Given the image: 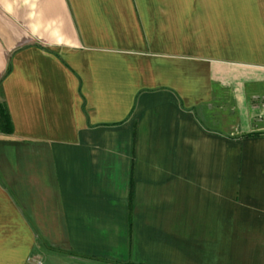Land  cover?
Here are the masks:
<instances>
[{
	"label": "crops",
	"instance_id": "0c3cea01",
	"mask_svg": "<svg viewBox=\"0 0 264 264\" xmlns=\"http://www.w3.org/2000/svg\"><path fill=\"white\" fill-rule=\"evenodd\" d=\"M0 104V264H264V0H0Z\"/></svg>",
	"mask_w": 264,
	"mask_h": 264
},
{
	"label": "trees",
	"instance_id": "16d2710c",
	"mask_svg": "<svg viewBox=\"0 0 264 264\" xmlns=\"http://www.w3.org/2000/svg\"><path fill=\"white\" fill-rule=\"evenodd\" d=\"M0 128L2 132L7 133V134H11L13 132V124H12L11 117L8 113V110L3 104H0ZM251 135H255V134H250V136ZM131 197H130V213L132 209Z\"/></svg>",
	"mask_w": 264,
	"mask_h": 264
},
{
	"label": "rangeland",
	"instance_id": "374dc122",
	"mask_svg": "<svg viewBox=\"0 0 264 264\" xmlns=\"http://www.w3.org/2000/svg\"><path fill=\"white\" fill-rule=\"evenodd\" d=\"M48 255L50 258L48 264H66V263L68 264V262L65 261V259L68 258V255H66L65 253H60L57 251H51L50 250ZM57 261H59V262H57ZM39 262L43 263V260H40Z\"/></svg>",
	"mask_w": 264,
	"mask_h": 264
},
{
	"label": "built area",
	"instance_id": "2783aa9c",
	"mask_svg": "<svg viewBox=\"0 0 264 264\" xmlns=\"http://www.w3.org/2000/svg\"><path fill=\"white\" fill-rule=\"evenodd\" d=\"M38 264H40V263H38Z\"/></svg>",
	"mask_w": 264,
	"mask_h": 264
}]
</instances>
